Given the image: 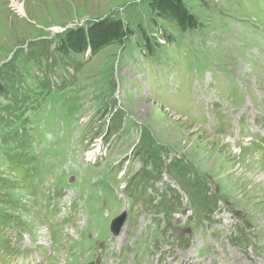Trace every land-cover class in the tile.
Masks as SVG:
<instances>
[{
    "label": "rangeland",
    "instance_id": "374dc122",
    "mask_svg": "<svg viewBox=\"0 0 264 264\" xmlns=\"http://www.w3.org/2000/svg\"><path fill=\"white\" fill-rule=\"evenodd\" d=\"M16 2L0 0V264H93L104 243L123 264H146L143 244L264 264V0Z\"/></svg>",
    "mask_w": 264,
    "mask_h": 264
},
{
    "label": "bare ground",
    "instance_id": "6f19581e",
    "mask_svg": "<svg viewBox=\"0 0 264 264\" xmlns=\"http://www.w3.org/2000/svg\"><path fill=\"white\" fill-rule=\"evenodd\" d=\"M14 5H17V8L21 10V13H23V6L21 4L15 3V0H10ZM264 83V82H263ZM262 86V85H261ZM227 113V112H226ZM229 141V140H228ZM230 142V141H229ZM260 226V225H259ZM145 227H148L146 225ZM186 229V228H185ZM218 229V228H217ZM255 229V228H254ZM261 229V228H260ZM72 232L77 235V240H79V236L82 235V232H85V226H78L72 228ZM259 230V229H258ZM211 231V230H210ZM256 232V231H255ZM212 233L214 231L212 230ZM252 234V233H251ZM250 234V235H251ZM249 235V236H250ZM257 236V235H255ZM203 237V236H202ZM251 238V237H250ZM42 239V238H41ZM208 239V238H207ZM205 240V239H204ZM211 241V240H210ZM115 245L104 243L100 249V252L97 253V256L94 258L93 264H108L109 258H111L110 264H123V260L119 255H115L114 253ZM145 248L146 246L143 244L141 248V258L144 259L146 264H168L170 257L173 255L174 250L172 246H169L165 252H162L159 254L156 258V260H151L146 254H145ZM255 248V247H254ZM88 248H82L80 249V252H85ZM260 249V248H259ZM72 247L69 248V251H72ZM253 250V249H252ZM173 251V252H172ZM262 251V250H261ZM264 252V251H263ZM233 254V253H232ZM174 256V255H173ZM260 259V258H259ZM233 260V259H232ZM249 263V262H248ZM246 259L243 257V259L237 258L234 260L233 264H248ZM251 263V262H250ZM204 264V263H203Z\"/></svg>",
    "mask_w": 264,
    "mask_h": 264
},
{
    "label": "trees",
    "instance_id": "16d2710c",
    "mask_svg": "<svg viewBox=\"0 0 264 264\" xmlns=\"http://www.w3.org/2000/svg\"><path fill=\"white\" fill-rule=\"evenodd\" d=\"M179 0H168V2H169V4L170 5H168V11H167V13H169V14H173V13H171V11L173 12V8L171 7V6H174L177 2H178ZM158 5H159V3H157ZM180 26L181 27H183V30H189V29H193L194 27H195V22H194V20H192V18H190L189 16H188V14H186V17H184V19H180ZM60 47H61V51L63 50V47L66 45V48H69V49H71V50H74L73 49V47H74V45H73V43L72 42H70V40H68V39H65L64 41H61L60 42ZM56 48H58V46L56 45V47H55V49ZM65 48V49H66ZM64 49V50H65ZM87 49H89V51L91 52V54H93V53H95V49H94V47L91 45V42H90V39H88V37H87V41H86V43L84 42V43H80V45H79V49L77 50V53H82V52H84V51H86ZM63 50V51H64ZM76 50V49H75ZM45 53V55L47 56V57H51L52 55H50L51 53H50V51H47V52H44ZM62 53V52H61ZM41 55H43V54H41ZM50 59V58H49Z\"/></svg>",
    "mask_w": 264,
    "mask_h": 264
},
{
    "label": "water",
    "instance_id": "95a60500",
    "mask_svg": "<svg viewBox=\"0 0 264 264\" xmlns=\"http://www.w3.org/2000/svg\"><path fill=\"white\" fill-rule=\"evenodd\" d=\"M124 220H125V214H122L113 220L111 224V231L113 234H118Z\"/></svg>",
    "mask_w": 264,
    "mask_h": 264
}]
</instances>
